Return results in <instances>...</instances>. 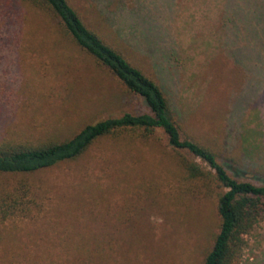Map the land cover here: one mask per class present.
<instances>
[{
  "label": "rangeland",
  "instance_id": "rangeland-1",
  "mask_svg": "<svg viewBox=\"0 0 264 264\" xmlns=\"http://www.w3.org/2000/svg\"><path fill=\"white\" fill-rule=\"evenodd\" d=\"M69 1L103 36L116 40L119 29L130 40L128 51L119 46L162 82L185 137L215 150L232 176L264 185V17L254 31L240 20L250 8L263 16L264 0H113L106 9L107 0ZM147 111L50 18L0 0V138L66 140L87 124ZM243 147L258 166L245 167ZM182 159L208 168L159 130L148 141L99 139L77 160L34 174L0 175L1 187L25 181L46 203L32 219L0 221V264H204L223 189L191 179ZM245 241L234 264H264V221Z\"/></svg>",
  "mask_w": 264,
  "mask_h": 264
},
{
  "label": "trees",
  "instance_id": "trees-1",
  "mask_svg": "<svg viewBox=\"0 0 264 264\" xmlns=\"http://www.w3.org/2000/svg\"><path fill=\"white\" fill-rule=\"evenodd\" d=\"M17 2L20 5H28L30 10H37L50 18L58 31L72 45L91 57L98 66L107 69L124 85L129 94L143 99L148 111L140 114L128 112L119 117H109L94 124H87L80 132L66 140L33 142L27 139L2 137L0 175L34 174L64 162L75 161L99 139L112 137L148 141L157 131L162 130L172 149L186 151L208 166L204 168L194 160L182 159V167L191 179L202 182L208 188H212L216 183L223 189L218 195L217 204L221 219L219 233L204 264L237 262L246 245L245 236L251 233L259 222L264 221V185L232 176L219 160V154L215 150L202 141L183 135L180 124L183 117L181 111L171 103L162 82H157L149 76L121 49L123 47L127 50L130 40L125 39L119 29L114 34L116 40L114 38L112 40L109 35L103 36L86 23L69 0H17ZM112 2L113 0H107L105 9L109 8ZM248 12H251L249 16L240 20L242 26L254 31L252 28L263 23L264 15L253 16L252 8ZM100 13L102 23L108 28L112 27L113 24L104 11ZM142 38L145 40L146 36ZM133 47L144 52L139 42ZM135 50L133 51L137 53ZM159 67L157 64V68ZM158 73L165 78L163 71ZM234 122L236 128L233 133L236 138H240L239 143L240 141L242 143L239 120L236 118ZM230 135L231 132L222 141L226 148L232 147ZM241 154L245 167L258 166L253 162L248 148L243 147ZM39 191L42 192L25 181L11 188L0 186V221L14 217L32 219L41 213L46 203Z\"/></svg>",
  "mask_w": 264,
  "mask_h": 264
}]
</instances>
